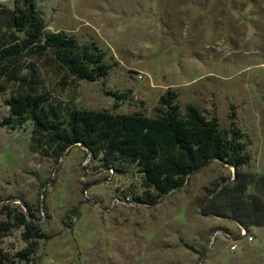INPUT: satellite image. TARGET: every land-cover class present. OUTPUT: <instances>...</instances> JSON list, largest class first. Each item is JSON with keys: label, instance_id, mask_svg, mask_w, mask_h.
<instances>
[{"label": "rangeland", "instance_id": "obj_1", "mask_svg": "<svg viewBox=\"0 0 264 264\" xmlns=\"http://www.w3.org/2000/svg\"><path fill=\"white\" fill-rule=\"evenodd\" d=\"M46 32L65 31L80 45L94 43L111 64L107 78L65 88L44 71L53 101L76 109L157 115L169 90L184 111L197 107L220 130L243 135L250 156L242 168L244 199L264 194V0H37ZM15 0H0L13 9ZM0 93V222L17 207L30 210L48 238L28 264H264V225L237 248L241 226L215 208L231 191L234 169L218 161L190 176L155 204L144 199L140 175L111 165L83 147L60 158L30 150L29 121L10 118ZM24 202L28 205L26 208ZM24 228L2 239L16 253Z\"/></svg>", "mask_w": 264, "mask_h": 264}, {"label": "trees", "instance_id": "obj_2", "mask_svg": "<svg viewBox=\"0 0 264 264\" xmlns=\"http://www.w3.org/2000/svg\"><path fill=\"white\" fill-rule=\"evenodd\" d=\"M45 29L37 0H15L12 10L0 6V93L12 92L5 101L10 118L3 123L29 121L31 151L60 158L79 145L111 165L130 164L140 175L144 199L150 205L182 188L190 176L218 159L234 169L236 185L230 192L217 194L215 208L224 215L230 212L245 229L264 225L263 203L243 198L249 179L242 168L250 156L243 135L235 128L234 114L230 117L233 134L228 137L215 117H206L193 105L183 111L171 90L161 96L157 115L152 117L55 102L44 71L65 88L72 81L103 80L112 66L96 44L80 45L65 31ZM257 188L264 194V178ZM37 222L23 207L0 222V264L31 262L39 242L48 238ZM21 227L25 248L16 253L5 250L2 239Z\"/></svg>", "mask_w": 264, "mask_h": 264}, {"label": "built area", "instance_id": "obj_3", "mask_svg": "<svg viewBox=\"0 0 264 264\" xmlns=\"http://www.w3.org/2000/svg\"><path fill=\"white\" fill-rule=\"evenodd\" d=\"M240 228V232H239V238L238 239H234L232 238L229 234L224 233L223 231H217L214 234V237L218 234H222L224 236L225 239H227L229 242L232 243V249L235 250L237 248V244L239 242V240L245 238L247 239V241L251 242L253 240L252 236L249 235V233L247 232V229H245L242 226H239Z\"/></svg>", "mask_w": 264, "mask_h": 264}, {"label": "water", "instance_id": "obj_4", "mask_svg": "<svg viewBox=\"0 0 264 264\" xmlns=\"http://www.w3.org/2000/svg\"><path fill=\"white\" fill-rule=\"evenodd\" d=\"M217 161L223 163L222 161H220V160H218V159H217ZM223 164H226V163H223ZM226 165H227V164H226Z\"/></svg>", "mask_w": 264, "mask_h": 264}]
</instances>
